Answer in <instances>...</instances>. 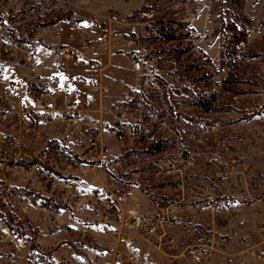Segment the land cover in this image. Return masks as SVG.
I'll list each match as a JSON object with an SVG mask.
<instances>
[{
    "label": "rangeland",
    "instance_id": "rangeland-1",
    "mask_svg": "<svg viewBox=\"0 0 264 264\" xmlns=\"http://www.w3.org/2000/svg\"><path fill=\"white\" fill-rule=\"evenodd\" d=\"M25 1L0 0V10L16 7L24 12L28 5ZM108 1L111 0H60L56 10L44 18L0 19L5 30L4 34L0 33V74L11 66L27 71L31 63L26 61L25 51L34 53L39 46L62 53L61 49L66 46L59 43L61 40L86 53L90 36L87 33L76 36L72 29L84 25L85 30L88 27L103 30L108 17H118L120 23H112L111 40L100 43L104 46L103 55L115 54L113 65L101 70L105 64L88 60L92 77L102 83V89H92L104 92L112 100L104 101L101 108L105 116L115 121L109 129L112 135L99 134L98 143L86 146L83 156L91 158L107 151L108 140L116 144L121 155L120 164L115 167L120 174H129L132 187L139 188L140 196L150 205V221L161 202L181 197L182 191L177 190V185L182 177L186 201L203 203L206 194L214 192L222 208H227L229 213L237 211L238 218L231 214L214 217L208 213L197 214L203 224L213 222L217 238L228 237L227 245L216 248L206 264H224L226 258L252 259L255 251L264 253V231H261L264 226V0H121L124 8H136L126 16L115 8H107ZM134 29L142 36L144 73L157 84L153 90L138 92L136 89L137 74L130 58L138 45L131 42ZM205 33L208 34L205 38L193 42L194 35ZM170 35L177 39L165 41L164 37ZM237 37L243 41L235 44ZM11 43L23 51L6 53L5 46ZM124 49L128 50L124 52ZM172 59H178L180 65H171ZM205 61L210 63L208 68L202 66ZM82 64L81 61L74 67L71 62L70 66L78 70ZM225 87L226 91L214 99L211 108L201 106V101L211 100L213 88ZM35 88V84L32 88L30 85L24 92L29 101ZM7 108V102L0 97V159L9 162V168L4 171L7 182L17 191L30 195L36 205L48 212L46 218L39 217L36 209L18 215L13 206L0 205V264H30L34 259L38 264H51L49 257L55 247L48 253L38 252L31 213L34 211L36 217L47 220L61 208L73 210L74 202L80 204L82 199L67 195L62 184L38 178L34 171L24 172L22 168L38 161L45 150L50 151L53 159L50 168L59 178L75 179L64 174L75 164L61 161L56 155L59 149L43 146L40 129L27 133L25 126L31 123V115L26 109L22 112L30 122L21 127L22 139L12 136L19 140L20 147H7L4 138L10 137L8 131L18 117L12 113L5 118ZM69 123L74 130V124ZM106 125L108 128L109 122ZM120 134L124 136L122 139ZM151 135L154 140L147 142L146 137ZM59 151L72 155L66 149ZM83 161L90 164L86 158ZM172 165L178 171L168 172L173 169ZM85 169L83 174L88 173ZM109 174L110 179L116 178L115 174ZM118 185L116 192H123L121 184ZM122 205L123 201L119 210ZM101 211L105 213L104 219H118L117 214ZM86 213L80 221L90 228L94 225L95 212ZM130 213L122 215L121 225L138 231L143 242L161 255L165 264H174L177 257L182 258L183 238L178 240V247L171 248L165 241L161 243L158 237L146 233L145 224L134 225L141 218H133ZM53 216L58 225V217ZM254 217L263 235L253 231L252 236L245 234L254 225ZM239 218L245 224L241 225ZM52 226L50 222L49 227ZM67 231L74 234L69 227ZM238 234L249 239L237 243ZM80 236L84 238L79 241L86 245L93 241L87 234ZM33 244L36 248L31 250ZM261 256L258 264H264V254ZM100 258L101 264H105L103 257ZM116 258L121 264L135 263L129 254H117Z\"/></svg>",
    "mask_w": 264,
    "mask_h": 264
},
{
    "label": "crops",
    "instance_id": "crops-1",
    "mask_svg": "<svg viewBox=\"0 0 264 264\" xmlns=\"http://www.w3.org/2000/svg\"><path fill=\"white\" fill-rule=\"evenodd\" d=\"M107 4V8H115L121 15L125 16L136 9L124 8L121 0H111ZM105 22L104 20L103 23ZM83 26L75 27L72 32L76 36L82 33H87L90 36V44L86 48V53L73 46L70 42H62L63 40H61L59 43L66 46L61 49L62 53L49 47L39 46L34 52V61L27 68V71L19 70V66H11L0 74V97L7 102V109H10L11 113L18 114V117L14 119L13 126L8 131L9 136L14 135L22 139L21 127L23 124L30 122L28 116H25V113L22 112L26 109L31 115V122L39 124V139L43 146L49 145L55 150H69L75 159L72 161L75 167L67 170L64 174L74 176L75 179L73 181L77 184V192L82 197V202L80 204L74 202L76 207L72 206L73 210L61 208L59 213H55L59 223L54 225V227H49L50 222L48 219H39L34 211L31 213V225L37 231L38 252H51V248L54 246L55 249L51 253L53 255L49 257L51 264H92L91 261L96 257H103L105 264H121L116 258L117 254L133 253L146 256L150 264H165L161 255L150 249L143 242L138 231L126 229L121 225L122 215L128 212L136 214L144 223L149 222L151 218L148 215H150L151 211L150 205L140 196L139 188L137 186L132 187L130 184L131 176L130 180H128L126 178L127 174H120L118 172L119 169L115 167L120 164L119 157L121 155L115 146L116 144H112L108 140L106 142L107 151H103L91 158L83 156L84 148L90 145L91 139L98 136V134H105L106 137L112 135L109 129L114 127L115 122L105 116V113L101 110L104 107V101L106 103L112 100L107 99L108 96L104 95V92L99 93L92 89V87L94 89L101 88L102 83L92 77L91 68L88 67V60H96L101 62V64H105L101 70L113 65L115 62V54L111 52L109 56L107 53L103 55L104 46L96 41V37L107 26L103 30L102 27L97 30L88 27L85 30ZM66 49L76 50L83 55L82 63L84 62V64L80 65L78 70H74L70 66L71 62L65 58ZM126 50L128 49H124V52ZM26 82H28L27 85H25ZM34 84L36 86L35 89L44 86L51 91L52 98L50 101L41 104L32 94L31 101H29L24 92L28 86L31 85L32 88ZM66 96H68V102H66ZM25 103L26 106L23 107ZM78 116L81 119V126L78 130H73L69 119ZM107 122H109L108 128L106 127ZM91 132L94 133L91 134ZM85 158L90 164L83 161ZM84 167H90V169L88 170ZM83 168L86 171L88 170V173L83 174ZM109 172L115 174L116 178H111L113 183H115L114 185L119 187L118 184H121L120 189L123 192L117 193L122 195L123 205L122 209H115L111 213L113 216L117 214L118 219L114 217L113 220L107 221L104 219L105 213L93 203H89V201L92 200L94 194L106 193L109 189H116L112 185V181L110 182ZM79 206L84 207L78 209ZM91 206L94 211L90 208ZM88 211L95 212L93 216L94 225L90 226V228L83 226V222L80 221L83 216L87 215L86 212ZM153 216L151 214V217ZM255 218L253 219L254 225L250 231L245 233L246 235L252 236L251 231L255 234L258 233L259 236L262 234L259 233ZM67 227L74 234H70L67 231ZM81 233L93 238L92 243L86 245L79 241V239L82 240L84 238V236H80ZM120 233L122 237H119L121 236ZM243 236L245 235L238 234L235 239L236 242L239 243ZM32 246L31 250H34ZM228 256L231 257L230 255ZM245 259L249 264L253 260L256 263L260 260L254 258Z\"/></svg>",
    "mask_w": 264,
    "mask_h": 264
},
{
    "label": "built area",
    "instance_id": "built-area-1",
    "mask_svg": "<svg viewBox=\"0 0 264 264\" xmlns=\"http://www.w3.org/2000/svg\"><path fill=\"white\" fill-rule=\"evenodd\" d=\"M28 3L27 8H25L24 12L22 9L13 8L10 11L0 10V19L3 18H20L24 16L27 19H38L44 18L47 14L56 10L57 3L60 0H26ZM9 15V16H8ZM107 28L104 29L99 36L96 37V41L98 43H108L112 38V23H120L118 17H108L107 18ZM129 24V23H128ZM136 25V24H133ZM139 25V23H137ZM0 33H5L4 26L0 23ZM131 36L134 40L131 42L134 44H138L135 49L131 51V61L134 70L137 74V82L136 89L138 92L153 90L157 87V84L154 83V80L151 77H148L147 73H144V55L143 51V43L142 36L140 33L136 31V29L131 31ZM208 34L205 33L203 36L194 35L193 42L197 43L199 38H205ZM6 53H18L19 51H23L21 47L18 45H14L11 43L10 45L5 46ZM25 58L28 63H33L34 61V53L31 51H25ZM65 57L69 59L74 67H78L80 62L83 59V55L78 51L73 49L65 50ZM170 64L176 66L177 63L173 59L170 61ZM202 66L204 68H208L210 63L205 61ZM151 75V74H150ZM216 90V88H213ZM32 95L35 99L38 100L39 103L47 102L52 98V93L49 89L44 86H40L37 89H34ZM66 102H68V96L65 97ZM11 110L5 109L4 117L7 118L10 116ZM120 120V119H119ZM69 122L74 124V130L81 126L80 117H71ZM27 127V133L37 132L39 131V124L37 122H31ZM99 136V134H98ZM98 136L90 140V144L96 145L98 143ZM122 139L124 136L122 134L119 135ZM147 142L150 140H154V136L146 137ZM4 143L9 148H19L20 142L15 137H6L4 138ZM61 161L64 163H70L73 161L72 155L67 152L58 151L56 154ZM51 153L49 150H45L40 156L39 160L36 162H32L29 165H24L22 170L24 172L34 171V175L38 178L47 179L49 182H57L62 184V188L67 195H73L79 198L82 197L78 195L77 192V184L75 181L67 179V178H59L58 175L51 170L50 165L52 164L53 159L50 158ZM51 159V160H50ZM47 162H50L47 164ZM173 169H169L168 172H176L178 170L174 169V165H172ZM9 168V162L0 159V175H1V183H0V205L6 207H14L16 214L24 215L29 212L31 209H36L39 217L46 218L48 210L43 209L42 207L36 205L32 200L31 196L28 194H23L16 189H14L7 182V178L5 176L4 171ZM12 168L19 169L18 166H13ZM126 178L130 180V175L127 174ZM185 178L182 177L180 183L177 185V190L182 191L181 197L176 201L164 200L159 204V210L154 215L153 219L149 222L143 223L141 219H137L138 222L134 223L137 227H141L145 224L146 233H148L151 237L156 236L159 238L160 242L163 243L165 241L166 245H169L171 248L178 247V240L183 238L181 245V257H175L174 264H186L185 261H188L189 264H206L211 257L212 252L221 246H226L228 237L221 236L217 238L215 236V231L212 223L203 224L199 221L197 214L208 213L211 216H215V214L222 215H235V217H239V213L233 212L229 213L227 208H222L220 205V201L217 199V195L214 192H208L204 198L203 203H192L190 201H186L185 197V189H184ZM93 204L97 206L100 210H104L109 213L115 209H119L122 202V195L116 192V189H109L106 193L100 192L94 194L92 196ZM53 215L56 214L53 212ZM48 217L51 224H56V219L54 216ZM130 215L135 218V214L130 213ZM107 221L108 218L106 217ZM212 221V220H211ZM239 222L241 225L245 224V221L239 218ZM208 227H212L209 229ZM212 231V233H211ZM261 231H264V226L261 227ZM249 239V236H245L242 238V242ZM264 253L255 251L252 253L254 259L262 258L261 255ZM130 260L134 261V264H150L149 259L146 256H141L139 254L133 253L129 254ZM101 258L96 257L91 261L92 264H101ZM187 263V264H188ZM30 264H38L37 260H31ZM224 264H249L245 258L239 259H230L226 260Z\"/></svg>",
    "mask_w": 264,
    "mask_h": 264
},
{
    "label": "trees",
    "instance_id": "trees-1",
    "mask_svg": "<svg viewBox=\"0 0 264 264\" xmlns=\"http://www.w3.org/2000/svg\"><path fill=\"white\" fill-rule=\"evenodd\" d=\"M165 38V41H169V40H176L177 37H172L171 35L169 37H164ZM243 41V38L242 37H237L236 38V41H235V44H238L239 42ZM182 52V51H180ZM183 53V52H182ZM181 54V53H180ZM178 56V55H177ZM179 58V57H178ZM174 61H176L177 65L179 64L180 61H177L175 59H173ZM236 64V63H235ZM180 65V64H179ZM226 91V87L225 89H216L214 91H212V97H211V100L210 101H206V103H204L203 101H201V106H203L205 109H209L212 107V104L214 102V99L219 97L222 93H224ZM135 103H137V101H135ZM148 120H146L147 122ZM35 234H37V231L35 230ZM17 236H24L23 234H16ZM33 248H36V245L33 244L32 246Z\"/></svg>",
    "mask_w": 264,
    "mask_h": 264
}]
</instances>
